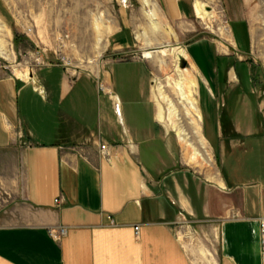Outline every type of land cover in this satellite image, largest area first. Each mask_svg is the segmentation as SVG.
<instances>
[{
  "label": "crops",
  "instance_id": "obj_1",
  "mask_svg": "<svg viewBox=\"0 0 264 264\" xmlns=\"http://www.w3.org/2000/svg\"><path fill=\"white\" fill-rule=\"evenodd\" d=\"M158 3L172 21L195 13ZM209 42L187 52L211 180L180 163L145 60L106 58L97 76L0 73V264H264V102L240 79L236 42L225 55ZM130 43L120 29L109 50Z\"/></svg>",
  "mask_w": 264,
  "mask_h": 264
},
{
  "label": "rangeland",
  "instance_id": "obj_2",
  "mask_svg": "<svg viewBox=\"0 0 264 264\" xmlns=\"http://www.w3.org/2000/svg\"><path fill=\"white\" fill-rule=\"evenodd\" d=\"M158 2L0 0V38L9 51L8 56L0 55V73L18 78L19 74L27 73L31 78L42 68L60 64L70 75L97 76L106 58L145 60L151 72L153 99L164 110L166 121L163 124L170 133L180 163L198 177L211 180L218 172L215 150L209 143L208 147L201 143L195 127L200 125L202 132L203 123L190 110L176 83L181 81V70L186 69L183 73L194 80L186 89L191 91L201 110L199 74L189 59L187 46L207 38L213 49L224 54L231 52L236 42L237 57L244 63L242 67L238 65L240 79L248 83L254 90L253 95L259 96L263 103L264 0H200L208 14L205 18H199L195 12L188 19L175 21L164 15ZM191 2L194 5L195 0ZM120 29L129 31L131 43L112 54L110 39ZM163 48L168 50L163 62L143 56L146 50ZM160 90L166 100L159 94ZM172 105L177 109L174 121L184 129L185 142L180 140L169 120ZM197 149L212 160V167L189 163L191 153Z\"/></svg>",
  "mask_w": 264,
  "mask_h": 264
},
{
  "label": "bare ground",
  "instance_id": "obj_3",
  "mask_svg": "<svg viewBox=\"0 0 264 264\" xmlns=\"http://www.w3.org/2000/svg\"><path fill=\"white\" fill-rule=\"evenodd\" d=\"M194 7H195V12H196V15L199 17V18H205L208 14H207V11H205L204 9V5L200 2V0H195V3H194ZM212 12V11H211ZM152 15V14H151ZM151 17V16H150ZM156 17V16H155ZM209 18V17H208ZM152 20V19H151ZM1 23V22H0ZM158 23V22H157ZM5 24V23H4ZM6 25V24H5ZM153 25L154 27L156 28L157 27V24L153 22ZM0 27H2V24H0ZM159 31V30H158ZM141 37V36H139ZM170 53V52H169ZM0 55H9V51H8V48H7V45L5 44V41L3 39L0 38ZM168 55V50L167 49H159V50H146L144 51L143 53V56L147 59H154V58H157V60L163 62L165 61V57ZM187 71L186 69L185 70H181V81L180 82H177L176 83V87L178 88V90L181 92L182 96L184 97V99L187 100L189 106H190V110L196 114L198 120L200 121L201 120V115H200V112H199V108L197 106V101L195 98L192 97L191 95V91L190 90H187L186 88V85L191 81V82H194V80H192V78L190 77V75L188 74H185L183 72ZM19 78L24 80V81H27L29 79V75L27 73H23V74H19ZM188 86V85H187ZM159 94L162 96L163 99L166 100V96L163 94V92L160 90ZM158 104V103H157ZM173 104V103H170V105ZM158 111H157V115H158V118L164 123L166 121V117H165V114H164V110L162 108V106L160 105V103L158 104ZM172 109H169L170 113H169V120L171 121L172 123V126L173 128L176 129V131L178 132V135L180 137V140H182L183 142H185L186 138L183 136V133H184V129L177 126L179 124L176 125L175 121H174V117L175 115L177 114L176 111V107H174V105H172L171 107ZM174 108V109H173ZM190 110L188 109L187 111L190 112ZM179 114V113H178ZM192 114V113H191ZM194 121V120H193ZM196 121V120H195ZM197 125V123H195ZM194 124V125H195ZM195 127V126H194ZM196 130H197V134H198V137L199 139L201 140V143L203 144V146H207L208 147V144L205 140V138L203 137L202 135V132H201V127L199 125V127H195ZM191 157H189V163L190 164H194V165H200V166H203L204 163L208 166H211L212 167V160L209 159L208 160V157L206 158V156L204 155V153H202L201 151H199L198 149L195 150L193 153H191ZM211 178V177H210ZM217 177L215 176L214 179H216Z\"/></svg>",
  "mask_w": 264,
  "mask_h": 264
},
{
  "label": "built area",
  "instance_id": "obj_4",
  "mask_svg": "<svg viewBox=\"0 0 264 264\" xmlns=\"http://www.w3.org/2000/svg\"><path fill=\"white\" fill-rule=\"evenodd\" d=\"M101 89L104 91V86L103 85H101ZM116 111L120 115L119 107H117ZM101 151L107 158H110V155L108 154V145L106 143L101 145ZM138 230H139V227H136V232L137 233H138ZM51 233H52V235L55 238L59 239V238H61L62 236H64L66 234V229L65 228H61L58 231H51ZM261 244H262V253H263V256H264V222L261 223Z\"/></svg>",
  "mask_w": 264,
  "mask_h": 264
},
{
  "label": "water",
  "instance_id": "obj_5",
  "mask_svg": "<svg viewBox=\"0 0 264 264\" xmlns=\"http://www.w3.org/2000/svg\"><path fill=\"white\" fill-rule=\"evenodd\" d=\"M185 65H186V61L183 62V65L182 66L184 67Z\"/></svg>",
  "mask_w": 264,
  "mask_h": 264
},
{
  "label": "trees",
  "instance_id": "obj_6",
  "mask_svg": "<svg viewBox=\"0 0 264 264\" xmlns=\"http://www.w3.org/2000/svg\"><path fill=\"white\" fill-rule=\"evenodd\" d=\"M239 24H241V23H239ZM242 24H243V23H242ZM242 24H241V25H242Z\"/></svg>",
  "mask_w": 264,
  "mask_h": 264
}]
</instances>
